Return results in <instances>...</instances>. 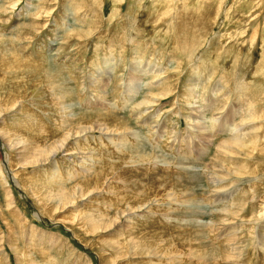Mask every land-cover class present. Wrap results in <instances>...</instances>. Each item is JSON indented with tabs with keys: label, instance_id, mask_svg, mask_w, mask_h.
<instances>
[{
	"label": "rangeland",
	"instance_id": "obj_1",
	"mask_svg": "<svg viewBox=\"0 0 264 264\" xmlns=\"http://www.w3.org/2000/svg\"><path fill=\"white\" fill-rule=\"evenodd\" d=\"M0 107V264H264V0H0Z\"/></svg>",
	"mask_w": 264,
	"mask_h": 264
},
{
	"label": "bare ground",
	"instance_id": "obj_2",
	"mask_svg": "<svg viewBox=\"0 0 264 264\" xmlns=\"http://www.w3.org/2000/svg\"><path fill=\"white\" fill-rule=\"evenodd\" d=\"M189 42V41H188ZM54 72V71H53ZM52 72V70L50 69H47V70H45V73H46V75L45 76H47V84L50 86V88L51 87H53V88H58V92L56 93L55 92V94H53V96L55 97V99H61V97H63L64 96V94L66 95V91L64 90V89H62V87H61V85L60 84H62L60 81H59V78L56 76V74L55 73H53ZM243 76V75H242ZM240 79V78H239ZM240 83V82H239ZM151 90V89H150ZM247 90V89H246ZM55 91V90H54ZM57 91V90H56ZM226 94V93H225ZM254 96V95H253ZM53 97V98H54ZM65 97V96H64ZM153 97V96H152ZM218 98V97H217ZM154 99V98H153ZM155 100V99H154ZM254 101V100H253ZM149 103V102H148ZM151 103V102H150ZM154 103V102H153ZM145 104H147V102L145 103ZM153 105V104H152ZM214 106V105H213ZM223 107V106H222ZM8 108V107H7ZM9 108H10V106H9ZM67 108V107H66ZM200 108V107H199ZM251 108V107H250ZM249 108V109H250ZM5 109V108H4ZM3 110V108L2 107H0V112ZM191 110V109H190ZM189 110V111H190ZM194 111V110H193ZM248 111V110H247ZM3 112H4V110H3ZM249 112V111H248ZM194 114V113H193ZM83 115H84V113H83ZM200 116V115H199ZM246 116V115H245ZM203 119V118H202ZM252 121V120H251ZM98 123L100 124V126L101 125H108L107 124V122L105 123L104 121H99L98 120ZM117 123V122H116ZM115 123V124H116ZM118 124V123H117ZM116 124V125H117ZM119 125V124H118ZM74 129V128H73ZM89 129V128H88ZM116 129V128H115ZM77 130H78V133H79V130H84V127L83 126H80V127H78L77 128ZM100 130V129H99ZM106 130V129H105ZM104 130V131H105ZM71 131V130H70ZM253 131H255V129L254 130H252L251 129V131H249V132H253ZM3 132H4V130H3ZM10 132V131H9ZM8 131H6V132H4L5 133V135L6 134H8V135H11L10 133H9ZM70 133V132H69ZM248 133V132H247ZM246 133V134H247ZM15 135V134H14ZM84 135V134H83ZM206 135V134H205ZM244 134H242V136H243ZM107 137V136H106ZM244 137V136H243ZM238 138V137H237ZM237 138H235V140H231V143H239V144H241L242 143V145H243V142H241V141H238L237 140ZM247 138V137H246ZM206 139H207V136H206ZM208 140V139H207ZM66 141H67V139H66ZM250 141H252V140H250ZM18 142H22V141H18ZM24 142V141H23ZM74 142V141H73ZM26 143V142H25ZM28 143V142H27ZM245 143V142H244ZM250 143H252V142H250ZM253 143H254V141H253ZM252 143V144H253ZM35 144V143H34ZM33 144V145H34ZM238 144V145H239ZM28 145H29V143H28ZM30 145H32V144H30ZM29 145V146H30ZM64 145V144H63ZM119 145V144H118ZM132 145V144H131ZM247 145H248V143H247ZM251 145V144H250ZM255 145V144H254ZM254 145H253V147H254ZM27 147V146H26ZM26 147H24V148H26ZM61 146H60V144L59 145H57V147L54 145H52V146H50V148H47V149H43V147H40V146H37V147H33V146H31V147H29V148H26V150L28 151L27 152V154H25V156H26V158H27V160H26V158H24V160H26V162H31V163H36V161H42V160H46V159H48V158H50V155H52V154H54L53 152H55V151H57L59 148H60ZM239 147V146H238ZM23 148V149H24ZM21 149V148H20ZM22 149V150H23ZM25 150V149H24ZM55 150V151H54ZM119 150V149H118ZM69 154V153H68ZM22 157V156H21ZM23 159V158H22ZM30 159V160H29ZM49 160V159H48ZM48 160H46V162L48 161ZM86 162V161H85ZM45 162H43L42 164H44ZM39 164H40V162H39ZM66 176V175H65ZM215 183V182H214ZM221 185V184H220ZM131 187H132V185H131ZM133 188H134V186H133ZM97 190V189H96ZM76 193V192H75ZM74 192H72V193H69V192H66V191H60V193L59 194H57V196H53V197H55V199H59L58 201H59V204H62V206H67V205H69V204H72L73 203V200H74V197H76V194H75ZM118 193V192H117ZM88 194V193H87ZM58 197V198H57ZM9 198V197H8ZM71 206V205H70ZM128 207V206H127ZM147 209V208H146ZM128 210V209H127ZM125 214V213H124ZM84 219V218H83ZM112 224V223H111ZM109 222L106 224V226L107 227H109L110 225H111ZM232 241V240H231ZM117 242V241H116ZM28 259L30 258V257H27ZM248 258V257H247Z\"/></svg>",
	"mask_w": 264,
	"mask_h": 264
}]
</instances>
